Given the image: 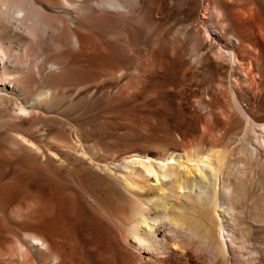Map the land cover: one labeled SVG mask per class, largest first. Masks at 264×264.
Here are the masks:
<instances>
[{
  "label": "bare ground",
  "instance_id": "bare-ground-1",
  "mask_svg": "<svg viewBox=\"0 0 264 264\" xmlns=\"http://www.w3.org/2000/svg\"><path fill=\"white\" fill-rule=\"evenodd\" d=\"M0 264H264V0H0Z\"/></svg>",
  "mask_w": 264,
  "mask_h": 264
},
{
  "label": "rangeland",
  "instance_id": "rangeland-1",
  "mask_svg": "<svg viewBox=\"0 0 264 264\" xmlns=\"http://www.w3.org/2000/svg\"><path fill=\"white\" fill-rule=\"evenodd\" d=\"M197 13L195 14V15H193V17H191L189 20H194V19H201L202 17H203V14H202V11H201V9L199 8V9H197V11H196ZM56 107H54V110H56L55 109ZM78 110V109H77ZM74 111V113H75V110H73ZM73 111H71V113L69 114V111L67 112V114H64L67 118H69L71 121H72V125H74V121H77L76 123H80L81 121H85V123H83V125H87L88 126V124L89 125H93L94 123V125L91 127L92 129L94 128L95 129V127H96V129L95 130H97V129H101V131L99 130V132H105V134H106V136L108 137V139L110 138V136L112 137V135H113V133H112V135H110L111 134V132H115L114 131V126H112V125H109L110 124V122L109 121H113V118H112V116H110L109 114V116H108V120H107V122H105L104 120H106V119H104L103 120V117L105 116V115H107V114H105V115H103V114H74V113H72ZM68 115V116H67ZM90 115V116H89ZM87 117V118H86ZM68 120V119H67ZM102 120L104 121V123H106L105 125L104 124H101V122H102ZM69 121V120H68ZM99 121H101L100 122V124H101V126H103V127H101L100 125H99V123L98 122ZM111 121V122H112ZM70 122V121H69ZM96 122L98 123V124H96ZM114 122V121H113ZM99 125V126H98ZM109 125V126H108ZM89 127V126H88ZM99 127V128H98ZM109 127H110V131H109ZM90 128V129H91ZM104 129V130H103ZM109 131V132H108ZM107 132V133H106ZM95 133H97L98 134V132L96 131ZM115 134V133H114ZM109 135V136H108ZM14 166V165H13ZM14 170H15V168L13 167V172H14Z\"/></svg>",
  "mask_w": 264,
  "mask_h": 264
}]
</instances>
